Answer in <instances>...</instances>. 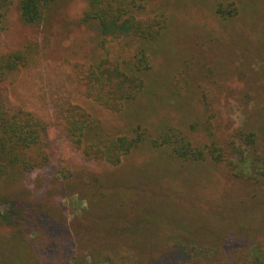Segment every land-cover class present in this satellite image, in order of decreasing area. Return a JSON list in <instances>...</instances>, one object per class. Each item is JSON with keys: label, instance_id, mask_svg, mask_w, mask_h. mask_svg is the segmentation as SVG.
<instances>
[{"label": "rangeland", "instance_id": "1", "mask_svg": "<svg viewBox=\"0 0 264 264\" xmlns=\"http://www.w3.org/2000/svg\"><path fill=\"white\" fill-rule=\"evenodd\" d=\"M87 2L56 0L40 26L23 24L15 4L0 50L38 38L57 85L77 77V64L123 54L116 41L103 49L98 23L82 21ZM157 15L167 27L135 102L115 113L72 87L62 92L103 134L132 140L141 132L142 142L112 166L49 130L50 164L0 183V195L25 200L18 214L27 218L0 221V264H264V0H150L139 16ZM38 76L8 84L10 96L52 124ZM173 136L187 145L184 157L162 143ZM211 144L236 169L217 163Z\"/></svg>", "mask_w": 264, "mask_h": 264}, {"label": "trees", "instance_id": "2", "mask_svg": "<svg viewBox=\"0 0 264 264\" xmlns=\"http://www.w3.org/2000/svg\"><path fill=\"white\" fill-rule=\"evenodd\" d=\"M55 1L0 0V31L6 27L8 14L15 4L23 24L40 26ZM149 1L88 0L82 21L98 23L103 36V49H107L109 41H116L123 54L113 59L106 57L96 65L77 64L74 66L77 77L68 75L60 85L50 78L51 68L42 60L44 46L38 38L29 40L22 48L0 50V183L8 176H23L50 164L46 143L49 130L53 127L59 132L58 137L83 158L112 166L118 165L125 154L131 153L142 142L141 132H137L132 140L114 139L103 134L99 124L84 109L72 103V95L68 97L62 92L63 87L66 90L72 87L75 92L115 113L121 112L125 104L135 102L140 97L145 88V77L151 70L150 52L167 27V19L163 15L148 18L139 16L147 9ZM127 51L132 53L126 58L124 54ZM36 74L43 82L44 97L50 96V108L54 114L52 124L31 111H24L10 96L8 84L17 82L21 75H30L32 78ZM243 135L248 143L255 144L253 133ZM173 137L175 139H162V143H172L174 153L184 157L188 154L187 145L181 146L177 137ZM219 148L211 144L207 147L208 153L217 163L225 161L236 169L229 153ZM235 151L238 150L234 148ZM204 157L205 152L197 153V160H203ZM64 170L62 168L61 173ZM22 203L25 200L12 201L0 195V221L12 224L26 220L24 213L18 214ZM4 204L11 207L9 211L2 210ZM57 235L58 232H48V238L52 241H56ZM71 244L67 245L68 248ZM173 256L180 258V251L173 253Z\"/></svg>", "mask_w": 264, "mask_h": 264}]
</instances>
